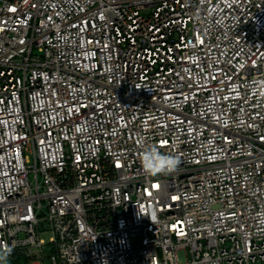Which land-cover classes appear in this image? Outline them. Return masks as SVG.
Wrapping results in <instances>:
<instances>
[{
	"label": "built area",
	"instance_id": "obj_1",
	"mask_svg": "<svg viewBox=\"0 0 264 264\" xmlns=\"http://www.w3.org/2000/svg\"><path fill=\"white\" fill-rule=\"evenodd\" d=\"M153 146L175 171L143 169ZM9 247L264 264V0H0Z\"/></svg>",
	"mask_w": 264,
	"mask_h": 264
},
{
	"label": "clouds",
	"instance_id": "obj_2",
	"mask_svg": "<svg viewBox=\"0 0 264 264\" xmlns=\"http://www.w3.org/2000/svg\"><path fill=\"white\" fill-rule=\"evenodd\" d=\"M180 161L178 158L162 154L155 146L147 149L141 157L143 169L151 175L170 173L175 171ZM11 247L0 251V264H8V256L11 254Z\"/></svg>",
	"mask_w": 264,
	"mask_h": 264
},
{
	"label": "trees",
	"instance_id": "obj_3",
	"mask_svg": "<svg viewBox=\"0 0 264 264\" xmlns=\"http://www.w3.org/2000/svg\"><path fill=\"white\" fill-rule=\"evenodd\" d=\"M33 258L21 252H13L8 256V264H31Z\"/></svg>",
	"mask_w": 264,
	"mask_h": 264
},
{
	"label": "rangeland",
	"instance_id": "obj_4",
	"mask_svg": "<svg viewBox=\"0 0 264 264\" xmlns=\"http://www.w3.org/2000/svg\"><path fill=\"white\" fill-rule=\"evenodd\" d=\"M44 238L47 240V235H44ZM38 259L40 260L41 264H49V261H48V258L47 257H41L39 256ZM31 264H34V263H31Z\"/></svg>",
	"mask_w": 264,
	"mask_h": 264
}]
</instances>
